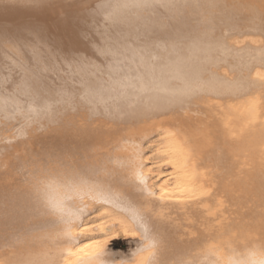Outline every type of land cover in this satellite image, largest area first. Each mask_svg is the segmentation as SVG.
<instances>
[{"label": "bare ground", "instance_id": "6f19581e", "mask_svg": "<svg viewBox=\"0 0 264 264\" xmlns=\"http://www.w3.org/2000/svg\"><path fill=\"white\" fill-rule=\"evenodd\" d=\"M68 261L264 264V0H0V264Z\"/></svg>", "mask_w": 264, "mask_h": 264}, {"label": "rangeland", "instance_id": "374dc122", "mask_svg": "<svg viewBox=\"0 0 264 264\" xmlns=\"http://www.w3.org/2000/svg\"><path fill=\"white\" fill-rule=\"evenodd\" d=\"M165 161H170V160H163V161H159L157 163H154L153 166H161L162 167V171L158 172L157 170L156 173L158 172L159 174L157 175L156 178H162L163 180L162 181H172L175 176H177V173L175 172V168L173 166V163L170 161V163H166ZM158 196H161V193L158 194ZM185 196V195H184ZM165 199H173V198H176L177 200H181L183 198V196H178V195H175V196H169V195H165ZM189 197V196H188ZM185 198H187L185 196ZM185 198H183L182 200H185ZM174 199V200H176ZM111 245L112 247L114 248V250H121L123 252H128L129 249H130V243H129V240L127 239H115L111 242Z\"/></svg>", "mask_w": 264, "mask_h": 264}, {"label": "snow or ice", "instance_id": "6c2138e0", "mask_svg": "<svg viewBox=\"0 0 264 264\" xmlns=\"http://www.w3.org/2000/svg\"><path fill=\"white\" fill-rule=\"evenodd\" d=\"M165 162H166V163H170V161H165ZM141 182H143V177H141ZM160 198H161V199H165V198H166V197H165V190H164V189H162V191H161V196H160ZM81 231H84V229H82ZM91 247H92L91 244H89V245H85L83 248L80 249V251H84L85 248H91ZM149 255H151V253H149ZM67 264H72V262H71V261H68Z\"/></svg>", "mask_w": 264, "mask_h": 264}, {"label": "flooded vegetation", "instance_id": "af4514ba", "mask_svg": "<svg viewBox=\"0 0 264 264\" xmlns=\"http://www.w3.org/2000/svg\"><path fill=\"white\" fill-rule=\"evenodd\" d=\"M118 239H119V238H118ZM113 240H115V239H113ZM113 240H111V242H112ZM111 242H110V244H109V245L112 247V245H111ZM112 248H113V247H112Z\"/></svg>", "mask_w": 264, "mask_h": 264}]
</instances>
